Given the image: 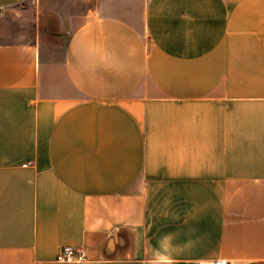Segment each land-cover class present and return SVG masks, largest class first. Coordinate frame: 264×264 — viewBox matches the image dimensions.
<instances>
[{"label":"crops","instance_id":"0c3cea01","mask_svg":"<svg viewBox=\"0 0 264 264\" xmlns=\"http://www.w3.org/2000/svg\"><path fill=\"white\" fill-rule=\"evenodd\" d=\"M217 261L264 264V0H0V264Z\"/></svg>","mask_w":264,"mask_h":264},{"label":"built area","instance_id":"2783aa9c","mask_svg":"<svg viewBox=\"0 0 264 264\" xmlns=\"http://www.w3.org/2000/svg\"><path fill=\"white\" fill-rule=\"evenodd\" d=\"M57 260L70 261L76 263H85L88 260L87 253L83 248L75 246H63L57 253ZM214 264H225L223 261H217Z\"/></svg>","mask_w":264,"mask_h":264}]
</instances>
